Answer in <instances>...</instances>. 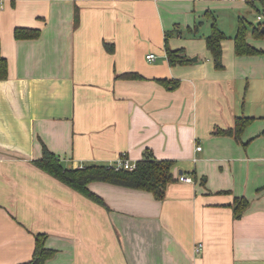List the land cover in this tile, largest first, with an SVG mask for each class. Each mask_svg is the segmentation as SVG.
I'll return each instance as SVG.
<instances>
[{"label":"crops","instance_id":"1","mask_svg":"<svg viewBox=\"0 0 264 264\" xmlns=\"http://www.w3.org/2000/svg\"><path fill=\"white\" fill-rule=\"evenodd\" d=\"M250 1L0 0V264L29 262L39 233L56 250L46 264H264V53L234 41ZM207 11L228 36L224 69ZM167 46L190 62L172 65ZM241 116L254 119L238 141L226 131ZM44 146L69 168L171 161L174 179L163 200L89 184L105 207L35 165Z\"/></svg>","mask_w":264,"mask_h":264},{"label":"trees","instance_id":"2","mask_svg":"<svg viewBox=\"0 0 264 264\" xmlns=\"http://www.w3.org/2000/svg\"><path fill=\"white\" fill-rule=\"evenodd\" d=\"M252 4L253 0L250 1ZM260 7L256 8L259 16L263 19L257 23L248 21L244 17L239 18L237 32L234 36L235 52L238 56H252L263 54L264 51L258 49L248 42L251 33L258 39H264V0H259ZM255 5V4H253ZM78 17V14H76ZM212 19L211 34L206 37L207 48L210 51L216 69H224L223 61V40L228 36L220 28L216 17L211 11L206 14ZM197 26H200L197 25ZM41 30L32 28L18 27L15 29V37L17 39H33L40 36ZM167 56L172 65L187 64L190 59L183 56L179 50H173L167 46ZM9 77V63L2 53L0 39V80ZM139 77V76H138ZM163 84L173 89L178 85L177 81L162 80ZM253 117L241 116L237 117L235 126L226 131L241 141L244 130L253 121ZM35 165L47 172L54 178L63 182L67 186L77 190L87 198L107 207L104 199L89 188V184L93 182H107L114 185L128 187L137 190L151 192L157 200H163L166 196L168 184L173 181V173L171 171L173 162L162 161L152 157L145 158L137 162L134 170H114L110 165L89 164L83 165V168L66 167L63 161L46 146L43 148V156L34 161ZM249 202L246 198H237L235 202V210L237 215H241L248 207ZM47 234L39 233L36 235V246L33 258L22 264H46L49 259L55 256L56 250L47 247Z\"/></svg>","mask_w":264,"mask_h":264},{"label":"built area","instance_id":"3","mask_svg":"<svg viewBox=\"0 0 264 264\" xmlns=\"http://www.w3.org/2000/svg\"><path fill=\"white\" fill-rule=\"evenodd\" d=\"M263 17L259 16V20H262ZM148 60L154 61L157 57L155 54H149L147 56ZM202 146H197V150H201ZM137 166V162H132L130 161L126 156H121L116 162L115 164L110 165V167H112L114 170H122V169H126V170H134ZM80 168H83V164L79 166ZM178 180L182 181V182H187V183H194L195 180L192 176L188 175V174H182L179 176ZM203 247V244H199V246H197L196 248V252H200L201 249Z\"/></svg>","mask_w":264,"mask_h":264},{"label":"rangeland","instance_id":"4","mask_svg":"<svg viewBox=\"0 0 264 264\" xmlns=\"http://www.w3.org/2000/svg\"><path fill=\"white\" fill-rule=\"evenodd\" d=\"M257 6H259V4H257ZM258 11L253 8V7H249L247 10H245L242 13V17L246 18L248 21L253 22V23H257L258 22Z\"/></svg>","mask_w":264,"mask_h":264},{"label":"water","instance_id":"5","mask_svg":"<svg viewBox=\"0 0 264 264\" xmlns=\"http://www.w3.org/2000/svg\"><path fill=\"white\" fill-rule=\"evenodd\" d=\"M263 30H264V28H263Z\"/></svg>","mask_w":264,"mask_h":264}]
</instances>
